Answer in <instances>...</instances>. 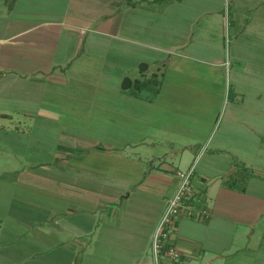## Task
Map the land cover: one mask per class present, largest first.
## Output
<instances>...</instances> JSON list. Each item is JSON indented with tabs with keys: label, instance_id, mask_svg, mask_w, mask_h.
Instances as JSON below:
<instances>
[{
	"label": "crops",
	"instance_id": "crops-1",
	"mask_svg": "<svg viewBox=\"0 0 264 264\" xmlns=\"http://www.w3.org/2000/svg\"><path fill=\"white\" fill-rule=\"evenodd\" d=\"M88 75L105 152L100 128L58 124L57 93ZM53 125L63 150L34 167L26 137L47 144ZM191 166L198 201L174 222L171 264H264V0H0V264H154Z\"/></svg>",
	"mask_w": 264,
	"mask_h": 264
},
{
	"label": "rangeland",
	"instance_id": "rangeland-1",
	"mask_svg": "<svg viewBox=\"0 0 264 264\" xmlns=\"http://www.w3.org/2000/svg\"><path fill=\"white\" fill-rule=\"evenodd\" d=\"M96 78L93 75H88L85 78H78L77 80H74V88L73 87H67L65 86V89H60L59 92L57 93V98L55 100V102L59 105L62 106V109L60 110V117H59V126L63 127L64 129H67L71 132H75V133H79V131L81 130L82 133H86L88 134L89 131H96L93 128H100L97 131V134H95L94 136L101 138L98 140V144H97V148L98 149H102L105 151H107L106 149H108V125L107 122H104L102 119H95L94 114L96 112H102L103 110L101 108H87L86 106L88 104H86L85 100L86 97H90L93 95V86H94V82H95ZM71 90H68L70 89ZM98 90V89H97ZM70 95V97H69ZM105 94L104 92L102 93L101 91L98 90L97 92V105L99 103H101V101H103ZM54 102V103H55ZM76 104H80L81 106L78 107L76 106ZM74 105V106H73ZM58 129L57 125H53V127H50V132L48 134V139H50L47 144H46V135H43V137L41 135H39L40 133L34 135L31 138H28V147L25 148L27 154H30V159L33 160V165L34 167H36L37 165L35 163L43 160L44 161H48V162H53L52 161V157L54 156V153L51 151H61L63 149L62 148V143H59L58 140H56L57 136H56V132L55 130ZM90 129V130H89ZM107 129V132L106 130ZM54 130V131H53ZM104 133H102V132ZM84 135V134H82ZM43 139V140H42ZM64 144V143H63ZM47 147V151L45 148H43V146ZM57 145H60L59 147ZM19 149H23L24 150V146L21 145ZM91 148H89L87 145H85L84 142H78L74 148V151L77 155H79V159L83 160V163H85V159H87L86 155L88 153H90ZM42 153V157L41 158H37V155H40ZM93 154V153H91ZM97 156H100L99 158H97V162H96V167L98 169L97 173L94 174L96 176V181L95 182H99L104 181L108 183V153L107 155L105 154H98ZM56 157V155H55ZM93 159V158H92ZM96 159V158H95ZM54 160V159H53ZM58 161H61L59 159H57ZM130 164H132L134 167L137 165L136 162L133 161V159H131ZM103 167V168H102ZM102 169V170H100ZM136 169V168H135ZM133 169V170H135ZM87 173V172H86ZM84 175V174H82ZM132 177H137L138 174L137 172H132L131 173ZM101 178V179H100ZM235 185H237V187H244L246 186L245 182H237L234 183ZM256 244L251 243V245ZM262 246H264V241L262 243ZM236 254V253H235ZM235 256V255H234ZM238 256V258L244 259L242 254H236V257ZM258 257L262 258L264 257V253H258L257 254ZM247 261V259H246ZM257 262H260V259H256Z\"/></svg>",
	"mask_w": 264,
	"mask_h": 264
},
{
	"label": "built area",
	"instance_id": "built-area-1",
	"mask_svg": "<svg viewBox=\"0 0 264 264\" xmlns=\"http://www.w3.org/2000/svg\"><path fill=\"white\" fill-rule=\"evenodd\" d=\"M194 168L189 167L184 171H177L178 186L174 194L168 199L161 219L156 226L152 248L154 253V264H168L179 259L180 253L172 244H167V240L174 230L176 218L183 214L185 210L191 209L194 202L198 201L192 185ZM200 217H207L208 210L205 207L200 209Z\"/></svg>",
	"mask_w": 264,
	"mask_h": 264
},
{
	"label": "trees",
	"instance_id": "trees-1",
	"mask_svg": "<svg viewBox=\"0 0 264 264\" xmlns=\"http://www.w3.org/2000/svg\"><path fill=\"white\" fill-rule=\"evenodd\" d=\"M125 83V82H124Z\"/></svg>",
	"mask_w": 264,
	"mask_h": 264
}]
</instances>
